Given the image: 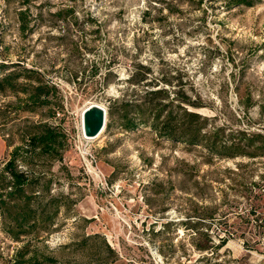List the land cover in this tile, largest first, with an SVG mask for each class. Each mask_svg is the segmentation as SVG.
<instances>
[{
    "label": "rangeland",
    "instance_id": "rangeland-1",
    "mask_svg": "<svg viewBox=\"0 0 264 264\" xmlns=\"http://www.w3.org/2000/svg\"><path fill=\"white\" fill-rule=\"evenodd\" d=\"M0 65L57 89L49 105L15 114V97L0 94V161L31 124L66 137L62 160L42 170L50 193L74 204L32 247L55 264H98V239L57 250L99 234L118 254L113 264H264V0H0ZM145 89L165 90L166 111L197 99L201 108L185 106L208 119L206 131L241 148L246 134L250 155L216 157L137 120L125 130L117 115L84 137L86 107L107 110ZM204 234L225 243L199 252ZM27 242L0 226V264Z\"/></svg>",
    "mask_w": 264,
    "mask_h": 264
},
{
    "label": "trees",
    "instance_id": "trees-1",
    "mask_svg": "<svg viewBox=\"0 0 264 264\" xmlns=\"http://www.w3.org/2000/svg\"><path fill=\"white\" fill-rule=\"evenodd\" d=\"M8 70L7 66L0 65V94H11L15 97L11 108L14 110L13 114L33 112L36 108L49 105L47 97L51 93H57L56 87L39 78L38 72L34 70L22 68V74H18L16 70ZM21 75L28 80L27 86L18 83ZM137 84L136 82L134 85ZM139 92L137 100L121 96L112 100L108 106V117L112 119L117 115L121 128L132 130L137 125V120L148 124L168 140L203 147L216 157L250 155L244 149L252 148L253 140L246 137V134H240L245 142L241 148L235 141H230L229 144L217 142L218 130H212L211 133L206 131L208 119L185 106L201 108L202 105L197 99L191 101L177 98L176 104L172 106L174 109L166 111L169 103L162 102L161 98L165 90L145 89ZM23 133L21 144L12 147L6 161H0V226L13 241L28 239L16 252L11 264H55L59 261L50 257L45 247L37 249L29 242L41 241L57 230V218L62 212L66 214L70 211L74 204L69 196L50 193L51 180L46 178V172L42 170L52 162L62 160L66 137L56 127L46 123L31 124ZM261 143L264 149V139ZM237 167L240 168L241 165L237 164ZM204 235V244L194 243V249L199 252L213 251L225 243L220 240L219 245L213 247L210 236ZM96 239L98 245L94 252L97 256L95 261L98 264L116 262L117 252L99 234L83 235L80 242L61 246L57 251L69 250L71 247L78 249L79 246Z\"/></svg>",
    "mask_w": 264,
    "mask_h": 264
},
{
    "label": "water",
    "instance_id": "water-1",
    "mask_svg": "<svg viewBox=\"0 0 264 264\" xmlns=\"http://www.w3.org/2000/svg\"><path fill=\"white\" fill-rule=\"evenodd\" d=\"M107 110L98 105H90L81 114L83 135L86 138L97 137L104 128Z\"/></svg>",
    "mask_w": 264,
    "mask_h": 264
},
{
    "label": "bare ground",
    "instance_id": "bare-ground-1",
    "mask_svg": "<svg viewBox=\"0 0 264 264\" xmlns=\"http://www.w3.org/2000/svg\"><path fill=\"white\" fill-rule=\"evenodd\" d=\"M88 107H89V106H88ZM88 107H86V108H88ZM86 108H85V109H86ZM85 109H84V110H85ZM84 110H83V111H84ZM83 111H82V113H83ZM81 126H82V125H81ZM81 130H82V129H81Z\"/></svg>",
    "mask_w": 264,
    "mask_h": 264
}]
</instances>
